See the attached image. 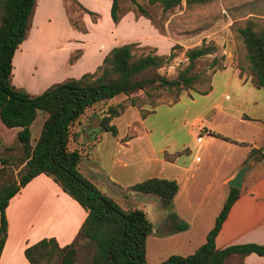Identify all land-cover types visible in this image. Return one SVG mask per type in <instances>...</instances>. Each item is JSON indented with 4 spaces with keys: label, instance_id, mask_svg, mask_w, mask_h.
<instances>
[{
    "label": "crops",
    "instance_id": "crops-1",
    "mask_svg": "<svg viewBox=\"0 0 264 264\" xmlns=\"http://www.w3.org/2000/svg\"><path fill=\"white\" fill-rule=\"evenodd\" d=\"M75 2L82 15L88 14L81 6L96 13L103 9L110 15L112 0ZM40 4L41 0H37L32 19ZM123 17L125 16H121L115 25L119 26ZM259 19L264 22V13L259 15ZM27 37L32 40L34 48L36 37ZM25 40L14 52L12 78L17 56L21 54L24 59L29 57ZM215 42L220 45L219 40ZM51 52V48L47 46L37 53L47 56ZM221 52L225 54L224 65L212 72L209 89L206 92L203 89L199 93L207 98L206 104L210 105L212 119H219L222 128L214 127L205 114H199L187 123V133L194 132L195 135L192 143L175 135L177 127H174L166 133L174 138L161 144V147L154 148L149 137L150 124H146L145 116L142 117L137 109L133 113V120L118 122L125 112L135 108L128 105L110 121L117 129L116 134L100 131L97 124L96 129H75L80 131L77 143L74 146H71V140L68 143L70 149L76 148L82 153L80 172L101 192L124 209L142 208L146 212L152 223V232L146 240L147 264H159L172 254L185 256L193 253L204 243L207 232L214 225L215 217L229 190L227 181L248 159L253 162L249 170L259 163L257 156L247 157L252 148L264 145V89L255 85L253 75L245 63L243 69L238 67L237 56L235 60L228 58L227 48L222 45ZM84 57L83 49L76 63H80ZM98 57L102 58L101 55ZM83 73L84 71L78 72L80 75ZM216 93L220 98L212 97ZM190 102L197 104L199 101L191 97ZM172 103L174 102L168 104ZM100 117L97 118L98 123ZM12 129L14 140L19 128ZM203 130L207 138L202 137L198 142L197 135ZM3 142L6 145L9 143L5 140ZM212 144H217V147ZM262 166L263 170L254 171L250 177H246L249 170L245 173L240 195L215 237L217 248L248 242L264 243V161ZM150 177L177 181L179 189L169 209L161 208L158 197L152 199L156 195L135 192L129 188ZM137 194L145 196L147 202L125 204V201ZM153 206L161 211L158 225L161 227L160 231L154 228V221L150 217ZM86 215L85 208L52 177L44 173L34 176L9 199L5 208L7 233L0 254V264H29L24 256V249L42 238L53 237L60 246L72 243L77 238ZM175 221L185 222L187 228L174 230L172 225ZM149 239L152 240V245H149ZM77 260L75 264H79ZM224 264H264V256L256 253L233 254L226 258Z\"/></svg>",
    "mask_w": 264,
    "mask_h": 264
},
{
    "label": "trees",
    "instance_id": "trees-1",
    "mask_svg": "<svg viewBox=\"0 0 264 264\" xmlns=\"http://www.w3.org/2000/svg\"><path fill=\"white\" fill-rule=\"evenodd\" d=\"M131 1L142 15L149 17L137 0ZM145 1L168 11L180 6L183 1L188 7L212 0ZM36 2L37 0H0V122L7 128H19L16 141L22 148L16 178L6 160H1L0 254L7 233L5 208L9 199L34 176L44 173L52 177L68 195L83 206L87 215L72 243L60 246L50 237L27 246L24 256L29 264H75L76 244L79 239H88L94 245L89 264H147L146 240L152 232L151 221L142 208H122L80 172L82 153L76 148L68 147L69 141L80 135V131L72 127L95 103H106L119 95L128 97L139 90L146 94L151 105L150 110L141 111L142 117L154 110L158 104L155 98L161 89L175 90L176 96L172 102H176L180 92L191 89L197 80L193 72L196 60L216 52V46L202 41L200 46L188 48L185 51L188 63L179 69L174 77L169 78L158 73L157 69L175 56L173 51L167 56L156 53L135 55L132 52L134 43L117 45L103 57L97 72H85L78 78L64 79L51 84L41 94L32 95L12 83V58L15 50L28 35ZM81 8L96 20L97 13L82 6ZM121 16L118 0H112V22L118 23ZM237 31L242 37L245 50L244 55L240 51L237 52V65L243 69L245 63L253 75L255 85L264 89V24H258L249 18ZM175 46L179 45H173L171 50ZM73 59L76 57H71L70 60ZM213 64H216L215 59ZM207 82L203 92L210 87V77ZM130 105L136 104L131 100ZM123 109L122 105H108L99 119V130L116 134L117 129L110 121ZM38 111L45 112L47 116L39 136L32 141L30 125ZM216 135L221 137L220 134ZM254 156L264 159L261 148H252L247 159ZM129 188L135 192L156 195L161 208L166 210L171 207L179 185L176 180L150 177ZM239 195V189L229 187L214 225L207 232L204 243L193 253L185 256L172 254L159 264H224L226 258L233 254L256 253L264 256V243L248 242L224 248L215 246V237ZM172 226L174 230L187 228L183 221H175Z\"/></svg>",
    "mask_w": 264,
    "mask_h": 264
},
{
    "label": "rangeland",
    "instance_id": "rangeland-1",
    "mask_svg": "<svg viewBox=\"0 0 264 264\" xmlns=\"http://www.w3.org/2000/svg\"><path fill=\"white\" fill-rule=\"evenodd\" d=\"M118 2L119 12L125 16L119 26L112 22L110 15H107L103 9L101 12H97V18L94 20L88 13L87 16L82 15L75 0H41L40 8L28 29V35L37 39L34 44L35 49L31 45L32 40L30 41L27 37L25 48L30 52L29 57L24 59L21 54L17 56L12 83L32 95L41 94L53 83L66 78L80 77L78 72H97L103 57L110 49L125 43H134L132 52L135 55L156 53L167 56L173 51L175 56L157 69L158 73L172 78L179 69L188 63L185 51L188 48L200 46L204 41L207 44H214L216 52L196 60L193 72L196 74L197 80L193 87L182 90L180 99L172 104L168 103L173 101L176 91L159 90L158 97L155 98L158 104L152 112L145 115V122L150 124L151 134L149 137L154 148H159L161 144L174 138L173 135H166L174 127H177L175 135L192 143L195 140V135H193L194 132L187 133V123L199 114H205L214 127L222 128L219 119H212L210 105L206 104L207 98L201 96L199 92L207 87V79L212 72L217 67L224 65L225 54L221 52V45L227 48V56L230 59L235 60L239 51L242 55L245 54L242 37L237 29L243 27L249 18L258 24L259 22L264 24L259 19V15L264 13V0H212L204 4H192L188 7L183 1L180 6L168 11H163L157 4L151 5L145 0H137L147 11L149 17L142 15L131 0H118ZM203 36L205 37L202 39ZM215 40H219L220 45L216 44ZM176 44L179 46H175L171 50V47ZM47 46L51 48L50 55L45 56L37 53ZM83 49L85 57L77 64L76 60L82 54ZM99 55L102 58L99 59ZM71 57H76V59L72 61ZM213 59L216 60V64H213ZM95 60L96 62H94ZM92 62L94 64L90 65ZM191 97H195L199 102L192 104ZM212 97L220 98L218 93ZM131 100L135 102V108L125 112L118 120L119 123L133 120V113L136 112V109L140 113L151 109L149 98L139 90L128 97L119 95L109 102L95 103L85 111L72 128H79L82 131L87 128L96 129L97 118L104 113L108 105H122L125 108L130 105ZM36 116L30 127L32 141L39 136L47 114L38 111ZM13 131L12 128H7L0 122V136L9 142L6 145L0 137V166L1 160L5 159L16 178L20 167L18 159L22 154V148L16 141V137L14 140L12 139ZM202 134L206 139L204 130ZM71 142L73 143L71 146H74L77 139L72 138ZM212 145L217 147V144ZM263 161L264 159L259 158V163L247 172L246 177H250L258 169L259 172L263 170ZM144 197L137 194L125 201V204L147 202L148 199L146 200ZM152 197V199H157V196ZM160 212V209L155 206L150 209V217L153 219L154 228L157 231L161 230V227L158 226ZM149 245H152L151 239H149ZM76 246L78 263L89 264L94 245L88 239H79Z\"/></svg>",
    "mask_w": 264,
    "mask_h": 264
},
{
    "label": "water",
    "instance_id": "water-1",
    "mask_svg": "<svg viewBox=\"0 0 264 264\" xmlns=\"http://www.w3.org/2000/svg\"><path fill=\"white\" fill-rule=\"evenodd\" d=\"M261 153L264 155V145L263 147H261ZM252 160L248 159L233 175V177H231L228 181L227 184L229 187H233L236 189H241L243 186V179H244V175L245 173L250 169V167L252 166Z\"/></svg>",
    "mask_w": 264,
    "mask_h": 264
},
{
    "label": "built area",
    "instance_id": "built-area-1",
    "mask_svg": "<svg viewBox=\"0 0 264 264\" xmlns=\"http://www.w3.org/2000/svg\"><path fill=\"white\" fill-rule=\"evenodd\" d=\"M202 137H203L202 132H199L196 140L200 142L202 140Z\"/></svg>",
    "mask_w": 264,
    "mask_h": 264
}]
</instances>
